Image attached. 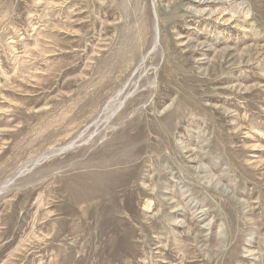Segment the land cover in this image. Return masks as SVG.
Masks as SVG:
<instances>
[{
  "label": "rangeland",
  "instance_id": "obj_1",
  "mask_svg": "<svg viewBox=\"0 0 264 264\" xmlns=\"http://www.w3.org/2000/svg\"><path fill=\"white\" fill-rule=\"evenodd\" d=\"M183 4L0 0V264H264V0Z\"/></svg>",
  "mask_w": 264,
  "mask_h": 264
},
{
  "label": "bare ground",
  "instance_id": "obj_2",
  "mask_svg": "<svg viewBox=\"0 0 264 264\" xmlns=\"http://www.w3.org/2000/svg\"><path fill=\"white\" fill-rule=\"evenodd\" d=\"M184 6L186 9L193 11L195 13L201 14L205 7L204 5L209 2L210 0H183ZM182 5V6H183ZM204 7V8H203ZM204 13V12H203ZM210 16V15H209ZM122 72V71H121ZM123 75V74H122ZM99 95V94H98ZM178 114V113H177ZM140 136V135H139ZM212 179V178H211ZM176 207V206H175ZM173 209V208H172ZM174 210V209H173Z\"/></svg>",
  "mask_w": 264,
  "mask_h": 264
}]
</instances>
